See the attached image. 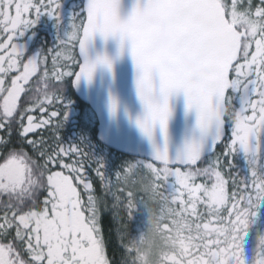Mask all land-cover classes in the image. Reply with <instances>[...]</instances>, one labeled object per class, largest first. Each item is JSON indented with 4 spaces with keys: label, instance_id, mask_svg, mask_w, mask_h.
<instances>
[{
    "label": "snow or ice",
    "instance_id": "obj_1",
    "mask_svg": "<svg viewBox=\"0 0 264 264\" xmlns=\"http://www.w3.org/2000/svg\"><path fill=\"white\" fill-rule=\"evenodd\" d=\"M116 7L117 0H87L86 22L77 24L76 17L70 31L59 40L61 50L52 57L51 76L58 84L74 76L75 84L82 77L90 81L97 64L111 70L106 56L89 61L85 55L80 62L73 50L78 46L79 57L95 34L107 37L119 33L122 41H130L139 69L136 88L145 110L143 118L136 121L140 131L151 139L159 124L166 137L168 98L182 91L187 108L196 110L200 138L187 142L175 158L169 157L165 142L164 149L156 150L150 159L162 167L145 161L126 163L115 174L116 183L105 174L103 163L96 161V175L106 181L105 194L113 198V207L122 206L131 219L137 205L143 206L144 197L128 186L127 178L134 179L144 168L154 181L161 212L170 221L164 229L171 247L162 254L161 264H246L241 238L258 204L264 201V172L258 170L255 159L264 134V0H147L123 22ZM58 8L56 0H0V31L6 34L0 42V130L10 129L21 95L27 93L30 78L44 63L41 54L24 62L22 46L13 41L40 15H57ZM32 10L34 19L30 18ZM185 55L202 56L210 66L195 99L190 93V76L181 63ZM61 59L66 62L63 68L71 63L78 65L79 71L61 70L57 66ZM48 77L45 70L40 79L47 84ZM62 89L43 92L49 104L58 102L63 108L57 128L67 116ZM38 103L43 112V101ZM115 108L111 101L110 110ZM58 117L60 113L53 110L39 123L31 115L26 125L21 119V139L16 145L0 137V194L9 197L0 216V264H112L102 235L101 199L93 194L82 159L64 163L61 158L81 157L79 146L65 149L57 145L45 150L43 141L27 139V134ZM226 130L230 138L223 157L243 150L250 159V176L239 182L233 177L230 194L222 173L223 160L212 158ZM25 141L38 158L25 151ZM206 142L209 160L197 167L203 163ZM83 155L92 159L88 153ZM57 165L62 170H53ZM228 168H232L230 159ZM260 243L264 244V238ZM122 248L119 264H135L130 249L125 244ZM253 264H264V254L257 251Z\"/></svg>",
    "mask_w": 264,
    "mask_h": 264
},
{
    "label": "water",
    "instance_id": "obj_2",
    "mask_svg": "<svg viewBox=\"0 0 264 264\" xmlns=\"http://www.w3.org/2000/svg\"><path fill=\"white\" fill-rule=\"evenodd\" d=\"M146 2L147 0H117L118 19L126 21L135 7L142 8ZM86 5L87 0H83V12ZM84 20L86 22V12ZM85 55L89 61L106 56L112 64L111 70L103 64H97L90 81L83 77L79 80L80 98L96 113L99 127L107 136L110 145L150 160L156 150L164 149L165 142L169 157L175 158L183 151L187 142L200 138L199 129L196 127V110L187 108L186 97L182 91L173 93L168 98L166 137L159 124L155 126L151 139L140 131L136 121L143 118L145 110L136 88L139 69L132 58L130 41H122L119 33L107 37L95 34L87 43L84 55H79L80 62H83ZM189 57L206 62L207 60L197 55L183 56L181 63L192 83L193 72L183 63ZM203 74L200 73L201 77ZM111 101L116 104L114 112L110 110ZM207 151L206 142L202 154ZM155 163L161 165L160 162Z\"/></svg>",
    "mask_w": 264,
    "mask_h": 264
},
{
    "label": "trees",
    "instance_id": "obj_3",
    "mask_svg": "<svg viewBox=\"0 0 264 264\" xmlns=\"http://www.w3.org/2000/svg\"><path fill=\"white\" fill-rule=\"evenodd\" d=\"M75 56L77 57V59L79 58L77 51H75ZM78 68H79L78 65L73 66L71 63H69L68 68L65 70L78 71ZM74 79H75L74 76L71 78L65 77L63 82L60 84L63 87L62 89L63 101L67 105V108H69L68 115L64 119L62 126L60 128L56 127V123L58 122V119H62V112H63V108L58 102H53L51 104L47 103L43 105L44 107L43 113H41V109H39L40 108L39 104L35 108L28 107L27 104L25 107H23V113H24L23 116L22 117L19 116L17 118V121H15L12 124V126L15 128L16 135L14 139L9 136L7 137V139H10L11 144L16 145L20 142L21 139L20 133L22 128L20 126L19 121L21 119L25 121L27 114L41 113V116H46V118H49L48 117L49 112L55 110L58 113H60V117L52 118L49 125L40 127L36 131L27 134V139L35 140V141H43L44 142L43 147L45 150H50L53 147H57V145L65 149H68L70 146H79L81 150V157H77L73 154L70 155V157L62 156L61 158L63 159L64 163H72L74 160L82 159V162L86 170L84 175L94 176V172L98 167L96 161H99L103 163V168L104 170L107 171L106 174L110 176L111 173H110L108 161L111 159L125 160L127 162L129 161L136 162L138 160H145L154 163L157 167H162V165L156 164L155 162L149 159L138 157L123 149H118L110 145L108 141H105V139L102 138V136H104L105 133L99 127L97 121V115L94 112V110H92L80 98L79 82L74 84L72 81ZM39 98L42 99V97ZM36 101H40V100H34L31 102H36ZM43 102H48V101L44 100ZM28 109L31 110L29 111ZM86 112H89L87 114H90L92 116V120H85L83 118V115ZM229 133L230 132L227 131V135L223 139L222 144H225L230 138L228 135ZM24 148L25 151H27L34 158H38L39 154L37 152H34L33 148H31V146L28 145L26 141L24 143ZM84 153H88L92 157V159L84 157L83 155ZM209 155L210 153L206 154L204 156L205 158L203 159L206 160V158L209 157ZM217 156L221 157V154L219 152L215 153L212 155V158L215 159ZM261 156H264V153ZM222 160L224 164L228 162L229 158ZM230 160L231 162H235L234 159L232 160V158H230ZM53 170H62V169L57 165ZM64 171L67 173L66 170ZM222 173L225 175V178L228 180L227 188L233 189L231 182L232 178L230 177L231 171L229 170L228 165L223 166ZM230 193L231 192H229V194ZM100 199H101L100 223L102 227V235L106 241L107 255L112 260V264H119V262L121 261L124 255L122 244H125L129 237H135L136 235H138V233L135 230L132 217L131 219H129V217L126 214V211L123 209L122 206L113 207L114 205L113 200L107 197L106 198L102 197ZM3 202L4 204L6 203L5 201ZM121 235H124L125 237L124 240L121 239Z\"/></svg>",
    "mask_w": 264,
    "mask_h": 264
},
{
    "label": "flooded vegetation",
    "instance_id": "obj_4",
    "mask_svg": "<svg viewBox=\"0 0 264 264\" xmlns=\"http://www.w3.org/2000/svg\"><path fill=\"white\" fill-rule=\"evenodd\" d=\"M32 2L36 3L37 0H32ZM56 2L59 3L57 15L54 16H49L47 14L40 15L39 18L36 19L34 25L25 29L23 35H18L13 41L17 43L18 46H22L24 52L23 55L26 54V58L22 59L24 62H26L27 58L30 57L31 55H39L45 49L47 53H44L45 58L44 57L43 58L44 61L46 60L45 61L46 66H48L47 70L49 72V77H52L51 76L53 70L52 57L55 56L57 51L61 50V48L59 47L60 45L59 40L63 39L65 37V34L68 31H70L71 25L76 17L77 18L75 20V23L77 24H79L81 20H84L83 0H56ZM32 12L33 15H31L30 18L34 19L35 18L34 10H32ZM12 14H14V9ZM0 19H2V17H0ZM3 39H6V34L0 31V42H2ZM68 47H71V44H69ZM75 51H77V47L73 50L74 56H75ZM0 54H2V52H0ZM64 63L65 61L61 59L57 66L61 67V70H65V68L62 67ZM55 82L57 83L56 80ZM233 106H236L235 102ZM9 132L11 133L10 136H9ZM15 135H16L15 128L12 125L10 129L5 128L0 130V137L7 138L9 136L14 139ZM226 135H227V131L225 137ZM228 135L230 137V133ZM253 142L254 141H252L251 144H253ZM222 143L223 140L220 143H218V145L215 148V152L213 154L219 152L221 154V159H225L223 157V152L226 143L225 144ZM260 145H264V134H262L260 137ZM203 158L205 157L203 156L202 159ZM228 158L229 159L232 158V160L234 159L235 161V162H231L232 168L229 169L231 171L230 173L231 178L235 177L236 180L239 182L240 178L244 179L250 176L249 155H246L244 152L242 154L241 150H238L233 154L232 157H228ZM208 160L209 157H207L206 160L203 159V163H198L197 167L205 166ZM227 165L228 162L223 164V166H227ZM232 190L233 189L227 188L228 192H232ZM2 196L4 197L3 194H0V216L3 215L4 207L1 208V206L4 204L3 201H5V199L3 200L1 199ZM261 208L264 211V208L263 207ZM259 228H264V226H260Z\"/></svg>",
    "mask_w": 264,
    "mask_h": 264
},
{
    "label": "rangeland",
    "instance_id": "obj_5",
    "mask_svg": "<svg viewBox=\"0 0 264 264\" xmlns=\"http://www.w3.org/2000/svg\"><path fill=\"white\" fill-rule=\"evenodd\" d=\"M44 53H47L45 51V49L41 53V57L43 60L45 58ZM33 56H38V55H31L30 57H33ZM25 58H26V54H24V56L21 59H25ZM45 61H44V63H42L39 66L37 74L33 75V77L30 78V83H29V85L26 86L27 93L21 95V98L18 101V111L14 114V118H11L12 119L11 125L15 121H17V118L19 116H21L20 113L23 112V107H25L28 104V107H34L35 108L39 104L38 103L39 101H36V102H31V101H34V100L44 101L45 98H44L43 92L45 90H47L48 92L51 93V92H54V90L57 87L61 86L60 84L56 83L55 79L52 77L47 78V84H45L41 81L40 78L43 76V73L45 72V70L48 69V66H46ZM21 68H22V65H21ZM8 83L10 86V80L8 81ZM32 97H35V99H32ZM39 97H42V99H40ZM0 102H2V96H0ZM47 103L48 102H43V105H45ZM37 109H38V107H37ZM39 109H38V111H39ZM68 111H69V108H67V115H68ZM41 113H43V112L41 111ZM41 113H37V114L30 113V114H27L26 116H28V115L33 116L34 122L39 123L43 119H48V118H46V116H41ZM50 113L51 112H49L48 117L50 116ZM87 113H89V112H86L83 115V118L85 120H92V116L90 114H87ZM0 115H2V109H0ZM23 122H24V125L27 124V117H26L25 121H23ZM21 131H22V129H21ZM102 138L105 139V141H107V137L105 135L102 136ZM252 145H255V141L253 142ZM241 153L243 154V150H241ZM263 153H264V145H260L259 152L256 154L255 159L257 162V168L261 172H264V156H261ZM206 154H209V151L202 154V157H203V155L205 156ZM138 161H145V160H138ZM129 162H132V161H129ZM129 162H127L125 160L111 159L108 161L111 175L109 176L108 174H106V172H107L106 170H104V172L108 177H110L112 179L113 183H116L115 174L118 171H122V167L125 166V164L129 163ZM145 162H149V161H145ZM57 171H59V170H57ZM95 172H94V176L93 175L92 176L91 175H85V177L93 184V194L95 196H97L98 198H102V197L106 198L107 197V198H110L113 200V198L111 196H108L105 194L106 189H105L104 185H105L106 181L102 182L101 179L99 178V176H97ZM65 174H68V173L65 172ZM144 174H147V170L144 168L139 169L138 175H144ZM242 179L243 178H240V180H242ZM244 179H247V178H244ZM116 187L118 188L119 185L117 184ZM79 190L83 194L84 190H83L82 185L80 186ZM118 194L121 195L122 197L125 195V193H118ZM1 199L2 200L5 199V201L8 202L9 197L7 195H4V197L2 196ZM83 199L86 201V199H87L86 194L83 195ZM113 202H114V200H113ZM2 207H4V206L2 205L1 208ZM261 207L264 208V201H261L258 204V206L255 210L256 215L251 220L248 228L244 230V233H243L242 238H241V248H242L243 257L245 258L246 264H253V261L256 257V254H257V251H259L261 254H264V244L260 243V240L262 238H264V228H259L260 226H264V211ZM145 215H146V213L143 211V206L138 204L137 207L135 208V210L133 211V215H132V220L134 222V227H135V230L137 231V233H139V231H141L144 227ZM165 222L170 223V221H165ZM167 250L168 249H165V251H167Z\"/></svg>",
    "mask_w": 264,
    "mask_h": 264
},
{
    "label": "clouds",
    "instance_id": "obj_6",
    "mask_svg": "<svg viewBox=\"0 0 264 264\" xmlns=\"http://www.w3.org/2000/svg\"><path fill=\"white\" fill-rule=\"evenodd\" d=\"M184 65L192 70L190 93L193 99L198 98L202 91L200 73H207L210 67L205 60L185 58ZM229 109H225L228 114ZM128 186L143 194V211L146 213L144 227L135 237H129L125 247L130 249L135 264H161V256L165 249L171 247L168 232L164 229L167 215L161 212V204L149 174L138 175L134 179L128 177Z\"/></svg>",
    "mask_w": 264,
    "mask_h": 264
}]
</instances>
